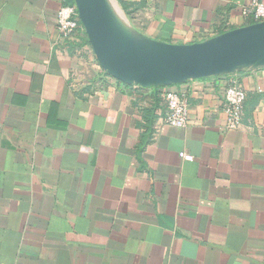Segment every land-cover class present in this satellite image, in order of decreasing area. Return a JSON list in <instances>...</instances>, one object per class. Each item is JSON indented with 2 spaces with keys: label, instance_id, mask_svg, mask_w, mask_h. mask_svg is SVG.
<instances>
[{
  "label": "crops",
  "instance_id": "crops-1",
  "mask_svg": "<svg viewBox=\"0 0 264 264\" xmlns=\"http://www.w3.org/2000/svg\"><path fill=\"white\" fill-rule=\"evenodd\" d=\"M121 1L169 44L258 22L252 0ZM64 3L0 0V264H264V63L125 83L87 33L61 34ZM234 83L244 115L228 128ZM167 89L187 126L164 121Z\"/></svg>",
  "mask_w": 264,
  "mask_h": 264
},
{
  "label": "water",
  "instance_id": "water-1",
  "mask_svg": "<svg viewBox=\"0 0 264 264\" xmlns=\"http://www.w3.org/2000/svg\"><path fill=\"white\" fill-rule=\"evenodd\" d=\"M101 66L118 80L144 86L180 83L264 63V20L192 44L149 38L128 22L118 0H74Z\"/></svg>",
  "mask_w": 264,
  "mask_h": 264
},
{
  "label": "built area",
  "instance_id": "built-area-1",
  "mask_svg": "<svg viewBox=\"0 0 264 264\" xmlns=\"http://www.w3.org/2000/svg\"><path fill=\"white\" fill-rule=\"evenodd\" d=\"M65 3L57 13V27L65 38H75L85 28L79 17L77 5L74 0H63ZM244 15L253 14L256 21L264 20V2L252 0L248 7L243 9ZM162 97L166 103V114L164 121L167 124L185 127L189 123V106L185 98L172 90H165ZM246 92L238 83H234L226 88L224 109L227 115V127L239 128L242 125L244 115V103ZM180 156L192 160L193 156L186 152H181Z\"/></svg>",
  "mask_w": 264,
  "mask_h": 264
},
{
  "label": "bare ground",
  "instance_id": "bare-ground-1",
  "mask_svg": "<svg viewBox=\"0 0 264 264\" xmlns=\"http://www.w3.org/2000/svg\"><path fill=\"white\" fill-rule=\"evenodd\" d=\"M122 30H124L128 34H134L133 29L131 28L130 24L127 22H124V24L121 26Z\"/></svg>",
  "mask_w": 264,
  "mask_h": 264
},
{
  "label": "rangeland",
  "instance_id": "rangeland-1",
  "mask_svg": "<svg viewBox=\"0 0 264 264\" xmlns=\"http://www.w3.org/2000/svg\"><path fill=\"white\" fill-rule=\"evenodd\" d=\"M126 16H127V20H128V22H129V24H130V26L132 27V28H134V29H136L135 28V24H134V22H135V18H134V16H133V14H126Z\"/></svg>",
  "mask_w": 264,
  "mask_h": 264
},
{
  "label": "trees",
  "instance_id": "trees-1",
  "mask_svg": "<svg viewBox=\"0 0 264 264\" xmlns=\"http://www.w3.org/2000/svg\"><path fill=\"white\" fill-rule=\"evenodd\" d=\"M120 2H121L122 7L124 8L126 14H132V12L130 10H128L127 5H125V3H123L121 0H120Z\"/></svg>",
  "mask_w": 264,
  "mask_h": 264
}]
</instances>
